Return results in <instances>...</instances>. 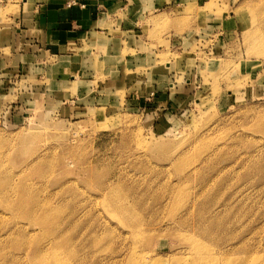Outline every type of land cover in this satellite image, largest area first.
<instances>
[{"label": "rangeland", "instance_id": "obj_1", "mask_svg": "<svg viewBox=\"0 0 264 264\" xmlns=\"http://www.w3.org/2000/svg\"><path fill=\"white\" fill-rule=\"evenodd\" d=\"M21 1L0 0V195L23 204L0 200V264H264V0H152L55 85L14 47ZM153 86L167 108L125 101Z\"/></svg>", "mask_w": 264, "mask_h": 264}, {"label": "crops", "instance_id": "obj_2", "mask_svg": "<svg viewBox=\"0 0 264 264\" xmlns=\"http://www.w3.org/2000/svg\"><path fill=\"white\" fill-rule=\"evenodd\" d=\"M142 1L22 0L21 13L16 19L17 29H14L16 37L20 38L13 41L14 47L18 42L26 40L31 43L30 46H38L40 51L49 53V57L54 59L52 68L60 78L52 81V84H60L59 82L64 80L62 77L72 78L74 71L79 69L77 63V60L81 61L79 49L89 44L106 48L107 41L104 37L109 38L112 29L123 32L134 30L140 15L137 12L130 14V10L139 11L152 7L153 4L162 5L152 0H148L146 4ZM146 11H149V8ZM168 81L169 79L167 84ZM156 84H159V81L156 80ZM168 88L160 89L153 86L152 92L141 91L142 93L138 94L132 92L125 101L128 105H133L144 103L146 99H152L157 103L166 100L162 104L167 108ZM162 90L163 93L160 92Z\"/></svg>", "mask_w": 264, "mask_h": 264}, {"label": "bare ground", "instance_id": "obj_3", "mask_svg": "<svg viewBox=\"0 0 264 264\" xmlns=\"http://www.w3.org/2000/svg\"><path fill=\"white\" fill-rule=\"evenodd\" d=\"M255 39L256 38L254 37V34H252L247 41H249V42L251 41L252 43H254L255 42ZM114 188L115 187L109 186L108 187L109 190H107V192L105 191L106 192V196L111 195V193L113 192ZM22 189H24V188L22 187ZM105 192H104V194H105ZM109 199L111 200V198H109ZM0 200H8V202L10 204H12L14 202L16 204H14L13 206L18 207V208L23 205L22 204V201L15 200V199H13V200L11 199L10 200V197L7 194H5V192L2 195H0ZM109 205H110V208L112 210H114V211L116 210V211L125 212L127 210V208L125 207V205L124 206L123 205H117L116 203H110V202H109ZM112 205H114V206L112 207ZM37 220L42 221V222H49V220L47 219V212H44L43 214H41L40 216H38L37 217ZM49 229L51 230V228H49ZM195 248H196L197 252H194V254H195L196 258L198 259L197 261L200 262V263L198 262L199 264H218L219 263L218 262L219 260H218V257H217L218 255L217 256H213V257L210 256L208 258V256H207V250L205 248L204 249H201L200 246H198V245H195ZM193 250L195 251V249H193ZM215 254L216 253H214L213 255H215ZM224 254L222 255V258L223 257H227V255L226 254L224 255ZM58 264H68V263L65 262V261H63V260H59L58 261Z\"/></svg>", "mask_w": 264, "mask_h": 264}]
</instances>
